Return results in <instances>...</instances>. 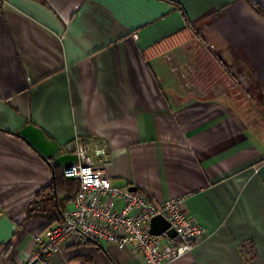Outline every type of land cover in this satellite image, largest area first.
<instances>
[{
    "label": "crops",
    "instance_id": "1",
    "mask_svg": "<svg viewBox=\"0 0 264 264\" xmlns=\"http://www.w3.org/2000/svg\"><path fill=\"white\" fill-rule=\"evenodd\" d=\"M75 137L108 147L113 186L184 199L205 235L169 264H264V18L246 0H0V264L72 208L51 166ZM47 264L145 263L68 242Z\"/></svg>",
    "mask_w": 264,
    "mask_h": 264
},
{
    "label": "built area",
    "instance_id": "2",
    "mask_svg": "<svg viewBox=\"0 0 264 264\" xmlns=\"http://www.w3.org/2000/svg\"><path fill=\"white\" fill-rule=\"evenodd\" d=\"M63 151L74 157L63 168L64 178L78 183L72 208L63 214L60 224L33 237V249L25 259L4 264H47L68 242L75 246L103 242L139 253L145 264H169L203 239L205 230L185 214L183 198L156 202L128 186H113L104 169L95 165V159L103 165L108 162L106 145L75 137ZM155 216L165 219L175 238L166 232L150 233V220ZM181 249L187 251L180 255Z\"/></svg>",
    "mask_w": 264,
    "mask_h": 264
},
{
    "label": "water",
    "instance_id": "3",
    "mask_svg": "<svg viewBox=\"0 0 264 264\" xmlns=\"http://www.w3.org/2000/svg\"><path fill=\"white\" fill-rule=\"evenodd\" d=\"M130 191L135 192L134 187L129 188ZM150 233L152 235H160L164 232H166V235L169 238H175L176 234L172 229H169L168 223L165 221V219L161 216H155L150 220Z\"/></svg>",
    "mask_w": 264,
    "mask_h": 264
},
{
    "label": "trees",
    "instance_id": "4",
    "mask_svg": "<svg viewBox=\"0 0 264 264\" xmlns=\"http://www.w3.org/2000/svg\"><path fill=\"white\" fill-rule=\"evenodd\" d=\"M246 1L248 2V4L251 6V8L255 12H257L262 18H264V9L255 0H246ZM51 171H52V174L54 176H56V178H60V177H63L64 178V176H63V168H59V167H56V166H53L52 165L51 166ZM71 181H73V180H71ZM73 182H74V186L75 185L77 186L76 192H75V194L73 196V199H74V197H75V195H76V193L78 191V183H77V181H73Z\"/></svg>",
    "mask_w": 264,
    "mask_h": 264
},
{
    "label": "rangeland",
    "instance_id": "5",
    "mask_svg": "<svg viewBox=\"0 0 264 264\" xmlns=\"http://www.w3.org/2000/svg\"><path fill=\"white\" fill-rule=\"evenodd\" d=\"M248 101H249V106L251 107V108H253V110H255V107H256V105H254V102H255V100H253L252 98H248ZM261 118V117H260ZM263 118V117H262Z\"/></svg>",
    "mask_w": 264,
    "mask_h": 264
},
{
    "label": "clouds",
    "instance_id": "6",
    "mask_svg": "<svg viewBox=\"0 0 264 264\" xmlns=\"http://www.w3.org/2000/svg\"><path fill=\"white\" fill-rule=\"evenodd\" d=\"M185 251H187V249H181L180 250V255H183Z\"/></svg>",
    "mask_w": 264,
    "mask_h": 264
}]
</instances>
